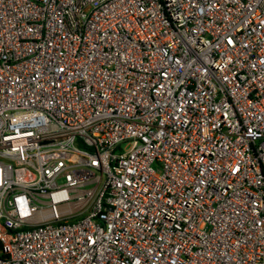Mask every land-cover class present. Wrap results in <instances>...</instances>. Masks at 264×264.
Masks as SVG:
<instances>
[{
    "label": "built area",
    "instance_id": "2783aa9c",
    "mask_svg": "<svg viewBox=\"0 0 264 264\" xmlns=\"http://www.w3.org/2000/svg\"><path fill=\"white\" fill-rule=\"evenodd\" d=\"M0 264H264V0H0Z\"/></svg>",
    "mask_w": 264,
    "mask_h": 264
}]
</instances>
